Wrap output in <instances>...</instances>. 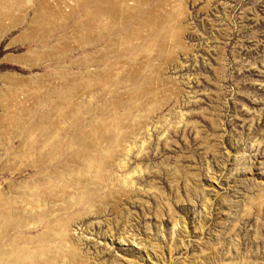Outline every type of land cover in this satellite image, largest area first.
<instances>
[{
	"label": "rangeland",
	"instance_id": "rangeland-1",
	"mask_svg": "<svg viewBox=\"0 0 264 264\" xmlns=\"http://www.w3.org/2000/svg\"><path fill=\"white\" fill-rule=\"evenodd\" d=\"M5 75L0 191L41 187L0 244L57 253L17 264H264V0H0ZM30 94L52 102L47 170Z\"/></svg>",
	"mask_w": 264,
	"mask_h": 264
},
{
	"label": "bare ground",
	"instance_id": "bare-ground-1",
	"mask_svg": "<svg viewBox=\"0 0 264 264\" xmlns=\"http://www.w3.org/2000/svg\"><path fill=\"white\" fill-rule=\"evenodd\" d=\"M10 60V59H9ZM14 60V59H12ZM16 62H19L18 60H15ZM28 65V64H27ZM34 65V64H33ZM13 76V75H12ZM16 76V75H15ZM11 77V75L9 76ZM9 78L7 75L5 76H0V80L2 81H7ZM12 78H10L9 81H11ZM16 79V78H15ZM18 79V78H17ZM16 79V80H17ZM46 79V78H45ZM59 79V78H58ZM40 80V79H39ZM62 80V79H61ZM8 81V82H9ZM20 82V80H17ZM54 81V80H53ZM67 84L69 85H72L74 84V79L71 78H68V80H65ZM15 82V81H13ZM38 82V81H37ZM40 82V81H39ZM63 82V81H61ZM10 83V82H9ZM18 83V82H17ZM21 83V82H20ZM39 84V83H38ZM40 84H44V83H40ZM90 84V83H88ZM9 85V84H8ZM34 85V84H32ZM36 85V84H35ZM46 85V84H45ZM87 85V84H85ZM7 86V85H6ZM16 86V85H15ZM20 86V85H19ZM23 86V85H22ZM47 86V85H46ZM60 86V85H59ZM27 87V85L25 86ZM37 89H38V86H35ZM49 87V86H48ZM86 87V86H85ZM28 88V87H27ZM32 88V87H31ZM34 88V89H36ZM45 88V87H44ZM88 88V87H87ZM90 88V87H89ZM23 88H21L20 90H22ZM30 89V88H29ZM92 89V88H91ZM39 90V89H38ZM45 90V89H44ZM61 90V89H60ZM24 91V89H23ZM22 91V92H23ZM33 91V89H32ZM37 91V90H36ZM36 91H34L36 93ZM39 91H42L39 90ZM38 91V92H39ZM53 91V90H52ZM4 92V91H3ZM18 92V91H16ZM26 92V91H25ZM37 92V93H38ZM43 92V91H42ZM1 93V92H0ZM36 93V95H37ZM52 93V92H51ZM55 93V92H54ZM17 94V93H16ZM16 94L14 96V99H16ZM40 94V92H39ZM31 95V94H30ZM34 95V94H33ZM33 95H31L32 97H30V99H35V97H33ZM41 95V94H40ZM11 96V95H10ZM20 96V94H19ZM23 96V95H22ZM39 96V95H38ZM19 98V97H18ZM119 98V97H118ZM20 99L22 100H25L24 97H20ZM19 99V100H20ZM27 99V97H26ZM29 99V100H30ZM33 99V100H34ZM120 99V98H119ZM10 100V98H9ZM18 100V99H16ZM36 100V103L34 105V107L32 108L33 109V114L35 115V121L33 122V133L32 135L34 134V137L33 138H36L33 140V146H31L32 148L34 147L35 148V151H36V160L35 162H38V167L39 169H46L47 167H49V165H46V164H50L49 162L51 161V155H50V152L47 150V146L49 145L50 143V139L51 137L54 135L52 134V120H51V114H50V109L52 108L51 104H50V99H49V96L48 95H43V96H40L38 97ZM8 102V100L6 101V103ZM10 102V101H9ZM32 102V101H31ZM4 103V102H3ZM6 103H4V106L6 105ZM13 103V106L16 105L18 103L16 102H12ZM22 103V101H21ZM26 103L23 102V104ZM9 104V103H8ZM11 104V102H10ZM28 104V103H27ZM20 105V103H19ZM18 105V106H19ZM10 107V105H7ZM12 107V106H11ZM19 107H22V106H19ZM28 108V107H27ZM1 109V108H0ZM9 109V108H8ZM11 109V108H10ZM9 109V110H10ZM21 109V108H20ZM30 109V108H29ZM31 109V110H32ZM105 109V108H104ZM43 110V111H42ZM25 111V110H23ZM22 111V112H23ZM105 110H101V112H104ZM8 112V111H7ZM26 112V111H25ZM29 111H27V114H28ZM23 114V113H22ZM25 114V113H24ZM23 114V115H24ZM32 114V115H33ZM104 114V113H103ZM26 116V115H24ZM63 117V116H62ZM30 118V117H29ZM32 118V117H31ZM34 118V117H33ZM28 119V118H26ZM64 120V117L63 119ZM62 122V121H60ZM32 126V125H31ZM31 128V127H30ZM28 130H29V127H28ZM26 131V130H25ZM31 131V130H30ZM29 131V132H30ZM27 133V132H26ZM24 135V134H23ZM27 136V135H26ZM29 136V134H28ZM31 136V135H30ZM22 139V138H21ZM27 139V138H26ZM78 140L75 142L76 144H79V145H84V139L85 137L82 136H79L77 138ZM25 141V140H24ZM29 143V142H28ZM54 144L56 145L57 147V150H59L60 147H63V142L61 140L59 141H55ZM111 145V144H110ZM91 146V145H90ZM93 146V145H92ZM30 147V146H29ZM110 148H115L113 145H111ZM104 156L101 157V160H100V165H104L105 163H107L112 157H113V154H114V150H106L104 151ZM98 166V165H97ZM96 166V167H97ZM100 169V167H99ZM47 170V169H46ZM98 171V170H96ZM61 174V173H60ZM51 175H55V172L51 173ZM59 175V174H58ZM46 178L43 179V185L49 189H51V176H45ZM7 189H8V193H11V197H9L8 195L6 196L5 193L1 192L0 191V229L1 227L4 225V227L8 226V228L10 227V229L13 230V227H18L19 226H22V225H25L27 223V225L30 223V220H29V217H26L25 214L23 212L21 213H18L15 209V206H14V201H15V198L14 196L16 195H27V196H31L32 192L34 190H38L41 185L38 184V180L34 183H30V182H20L19 184H9L6 186ZM2 190V188H1ZM42 196H45L44 193L39 196L38 194V198L42 197ZM48 197V196H46ZM37 202H41L39 199H36ZM33 206V204H32ZM14 209L15 211H10ZM80 216V215H79ZM68 221V220H67ZM65 223H66V220H65ZM63 224V222H62ZM69 224V222H68ZM54 224H52L53 226ZM66 225V224H65ZM64 225V226H65ZM29 226V225H28ZM22 228V227H21ZM9 230V229H8ZM3 232V231H2ZM5 232V231H4ZM7 232V231H6ZM5 232V233H6ZM50 232H44L40 235H37L36 237H24L22 235H18L16 237H14L13 239H10L9 243H3V246H7L6 248H2V245L0 244L1 248H0V261L3 262L5 261L4 263H10V264H17L19 262H17L20 258L23 257V255H26L27 257L29 258H37V257H42L44 255L45 252H49L51 257H56L57 253H56V250H52L50 245H49V241L51 240V236L50 237ZM2 235V233H0ZM4 234V233H3ZM52 235V234H51ZM1 237V236H0ZM65 238V237H63ZM68 240V239H67ZM37 242L38 244L35 246V249H37V251H32V250H29V249H26L27 246H29L28 244L30 242ZM64 241V239L62 240ZM21 244H24V245H27L25 247L21 246ZM65 244V243H63ZM62 244V246H63ZM70 244V243H69ZM75 247V246H73ZM72 247V248H73ZM68 249H70V245L68 247ZM78 249V247H77ZM47 255V254H45ZM25 256V257H26ZM49 256V255H48ZM23 257V259L25 258ZM3 258V259H2ZM47 258V257H46ZM45 258V259H46ZM59 259V257L57 258V260ZM3 260V261H2ZM26 260V258L24 259ZM48 260V259H47ZM0 262V264H1ZM58 261H56L57 263ZM20 263H23V262H20Z\"/></svg>",
	"mask_w": 264,
	"mask_h": 264
}]
</instances>
